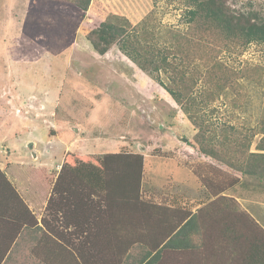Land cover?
<instances>
[{"label":"rangeland","instance_id":"rangeland-1","mask_svg":"<svg viewBox=\"0 0 264 264\" xmlns=\"http://www.w3.org/2000/svg\"><path fill=\"white\" fill-rule=\"evenodd\" d=\"M32 1L0 0V164L37 218L53 186L42 170L55 173L43 164L55 167L68 153L142 154L143 194L165 203L173 191L167 180L195 184L196 176L199 184L223 192L237 188L239 195L244 194L239 185L246 180L250 187L251 178L259 200L264 177L241 176L197 158L183 139L192 140L198 130L159 82L118 47L100 56L81 34L92 22L89 14L98 20L115 15L133 25L146 21L162 48L175 34L188 32L191 1L92 0L87 13L70 3ZM231 4L264 18V0ZM230 49L217 59L228 70L229 87L203 104L208 94L199 81L197 120L209 131L207 138L224 144L229 160L244 168L257 161L249 154H264L259 150L264 148V43ZM160 79L168 83L164 74ZM236 145L242 147L233 150ZM26 260L32 264L36 258L29 254Z\"/></svg>","mask_w":264,"mask_h":264},{"label":"trees","instance_id":"trees-1","mask_svg":"<svg viewBox=\"0 0 264 264\" xmlns=\"http://www.w3.org/2000/svg\"><path fill=\"white\" fill-rule=\"evenodd\" d=\"M63 1L83 13L92 3ZM189 1L188 32L175 34L172 43L162 48L150 36L146 21L133 25L115 15L98 20L89 14L92 22L81 34L100 56L118 47L159 82L198 130L187 141L197 158L224 165L241 176L264 177V154H249L257 161L243 168L229 160L224 144L207 138L209 131L197 120L201 104L195 95L201 79L208 94L203 104L215 101L229 87L224 76L228 70L218 62L219 54L264 43V18L255 11L234 9L231 0ZM161 74L168 83L162 82ZM236 147L233 150L242 145ZM144 172L142 154L80 157L68 153L56 180L54 174L48 176L53 188L39 222L0 170V264H28L29 254L36 258L32 264H163L164 252L174 241L167 239L175 230L162 229L170 219L167 203L171 199L165 203L144 195ZM247 218V229L255 240L253 264H264V230Z\"/></svg>","mask_w":264,"mask_h":264},{"label":"crops","instance_id":"crops-1","mask_svg":"<svg viewBox=\"0 0 264 264\" xmlns=\"http://www.w3.org/2000/svg\"><path fill=\"white\" fill-rule=\"evenodd\" d=\"M33 1L39 3V0ZM33 1L32 4H35ZM54 1L66 4L63 0ZM62 162L55 167L52 164L47 166L46 162L43 164L49 168V172H55V180L60 174ZM3 166L4 164H0V170L4 168ZM49 175L52 174L46 173L44 176ZM247 178L246 176L245 179ZM195 179L197 181L195 184H191L190 180L180 179L179 186L173 184L172 180H167L168 184L172 185L173 191L167 192V197L171 199L167 203L170 219L162 229L167 230L168 233L171 229L175 231L167 239L174 241L164 252L163 264H253L255 240L251 229H247V217L256 221L264 230V215L260 216V210L264 209V190L260 192V198L257 200L251 178L247 179L250 187L244 185L246 180L239 185L240 187L243 185L240 188L243 195H239L237 188L223 192L220 189L210 188L207 182L199 184L201 179L197 176ZM8 180L11 182L9 178ZM11 184L14 186L12 182ZM182 187L184 189H181ZM15 189L17 190L16 187ZM27 205L32 210L30 205ZM46 205L42 209V215L40 214L41 218L36 217L39 222ZM181 228L183 230L178 234ZM1 264H5L4 261Z\"/></svg>","mask_w":264,"mask_h":264},{"label":"water","instance_id":"water-1","mask_svg":"<svg viewBox=\"0 0 264 264\" xmlns=\"http://www.w3.org/2000/svg\"><path fill=\"white\" fill-rule=\"evenodd\" d=\"M183 142H185V143L187 142L185 138L183 139Z\"/></svg>","mask_w":264,"mask_h":264}]
</instances>
